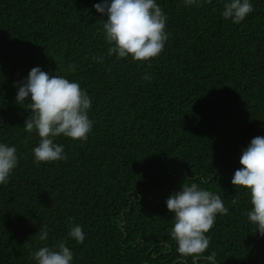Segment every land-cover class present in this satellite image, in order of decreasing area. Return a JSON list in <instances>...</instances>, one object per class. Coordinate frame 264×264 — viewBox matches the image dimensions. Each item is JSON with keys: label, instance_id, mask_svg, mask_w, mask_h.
I'll list each match as a JSON object with an SVG mask.
<instances>
[{"label": "trees", "instance_id": "16d2710c", "mask_svg": "<svg viewBox=\"0 0 264 264\" xmlns=\"http://www.w3.org/2000/svg\"><path fill=\"white\" fill-rule=\"evenodd\" d=\"M97 2L0 0V142L19 158L0 185V264H35L31 253L62 241L74 264H178L165 201L193 182L229 208L207 233L205 255L264 264L249 197L231 183L241 149L264 136V0H251L239 24L221 16L225 0H157L169 38L147 61L108 55ZM34 66L77 81L93 101L88 139L56 138L63 161L34 162L39 137L23 126L28 103L15 102L14 82ZM70 222L83 243L68 238Z\"/></svg>", "mask_w": 264, "mask_h": 264}, {"label": "clouds", "instance_id": "9594fccd", "mask_svg": "<svg viewBox=\"0 0 264 264\" xmlns=\"http://www.w3.org/2000/svg\"><path fill=\"white\" fill-rule=\"evenodd\" d=\"M185 7L198 0H181ZM212 3V0H203ZM104 18L100 31L108 45L109 56L119 58L131 56L134 61H147L158 56L168 41L165 31L167 14L157 0H99L92 6ZM254 11L251 0H225L221 16L239 24ZM97 63L103 57H92ZM144 79H150L145 75ZM15 102L28 103L31 115L24 122L25 131L35 132L38 144L32 148L34 162H55L66 160L64 145L56 138L60 135L74 140L86 141L92 131L93 120L89 118L92 99L77 81L65 76L43 71L40 66L30 69L26 77L14 82ZM19 158L15 145L0 142V185L9 182ZM239 164L231 179L235 188H243L249 197L251 207L246 210L247 220L256 227V232L264 236V136H255L241 149ZM172 215V227L168 230L175 241V251L179 254L178 264H215L216 252L205 255L211 238L207 233L213 227L217 215H227L219 194L193 182L182 184L165 201ZM232 204L237 200L233 199ZM37 224L36 219L31 220ZM39 240H48L47 226H39ZM68 238L77 243L85 241L86 233L81 225L70 222ZM35 264H74V253L66 242L49 246L45 243L33 253Z\"/></svg>", "mask_w": 264, "mask_h": 264}]
</instances>
